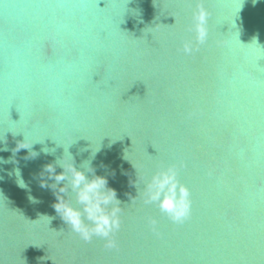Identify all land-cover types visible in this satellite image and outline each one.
Instances as JSON below:
<instances>
[{"label":"water","instance_id":"water-1","mask_svg":"<svg viewBox=\"0 0 264 264\" xmlns=\"http://www.w3.org/2000/svg\"><path fill=\"white\" fill-rule=\"evenodd\" d=\"M68 150L121 201L115 249L55 211ZM172 164L180 225L142 199ZM0 264H264V0H0Z\"/></svg>","mask_w":264,"mask_h":264},{"label":"clouds","instance_id":"clouds-1","mask_svg":"<svg viewBox=\"0 0 264 264\" xmlns=\"http://www.w3.org/2000/svg\"><path fill=\"white\" fill-rule=\"evenodd\" d=\"M256 2L257 0H253V3ZM207 18L208 12L202 5H198L193 13L192 27L196 44H203L207 40ZM183 51L190 54L193 51L192 42H186ZM68 153L69 160L65 161L63 156L59 158L63 163H59L57 158L54 164H48L45 168L49 179L55 181L51 185H56L55 188L51 187L57 197L55 211L67 228L82 241L88 243L93 239H100L104 241L105 248H117L115 235L121 228L122 207L115 189L108 187L105 177L95 175L90 160L77 166L69 150ZM57 166L63 169L59 174L56 173ZM180 167L183 165L172 164L158 169L144 184L142 193L145 205L155 206L161 215L177 225L183 224L191 214L190 190L179 179ZM89 174H92L91 178ZM22 182L23 187H26L23 180ZM41 186L48 185L42 183ZM134 186L136 187L135 184ZM69 193L72 194L71 198ZM148 224L153 233L158 235L157 220L151 218Z\"/></svg>","mask_w":264,"mask_h":264}]
</instances>
